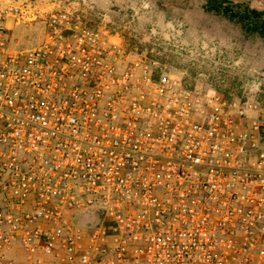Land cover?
Wrapping results in <instances>:
<instances>
[{"label":"built area","instance_id":"obj_1","mask_svg":"<svg viewBox=\"0 0 264 264\" xmlns=\"http://www.w3.org/2000/svg\"><path fill=\"white\" fill-rule=\"evenodd\" d=\"M38 12L0 0V264H264V106L67 7L13 48L6 22Z\"/></svg>","mask_w":264,"mask_h":264},{"label":"rangeland","instance_id":"obj_2","mask_svg":"<svg viewBox=\"0 0 264 264\" xmlns=\"http://www.w3.org/2000/svg\"><path fill=\"white\" fill-rule=\"evenodd\" d=\"M244 2L264 11V0ZM38 17L6 22L10 44L28 49L42 39L45 13L69 8L92 27L109 31L128 59L142 58L183 83L229 99H256L264 106V39L240 23L205 9L206 0H26ZM17 244L12 254L20 259Z\"/></svg>","mask_w":264,"mask_h":264},{"label":"trees","instance_id":"obj_3","mask_svg":"<svg viewBox=\"0 0 264 264\" xmlns=\"http://www.w3.org/2000/svg\"><path fill=\"white\" fill-rule=\"evenodd\" d=\"M205 9L240 23L247 32H254L264 39V11L230 0H206Z\"/></svg>","mask_w":264,"mask_h":264}]
</instances>
